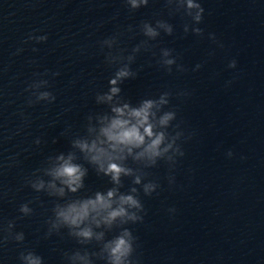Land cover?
<instances>
[{
  "label": "clouds",
  "instance_id": "9594fccd",
  "mask_svg": "<svg viewBox=\"0 0 264 264\" xmlns=\"http://www.w3.org/2000/svg\"><path fill=\"white\" fill-rule=\"evenodd\" d=\"M125 2L130 10H137L147 6L149 0ZM167 4L175 5V11L183 9L185 15L191 18L192 26L184 24L185 33L191 29L196 35L203 34L201 28L194 26L202 22L205 11L199 0H167ZM140 29L147 40L136 45L132 54L125 57L109 52L106 56L107 63L120 65L109 79L108 90L97 93L95 97L97 104L108 106V111L89 115L86 135L77 136L71 141L72 150L49 156L45 166L36 169L26 179V184L35 192H45L49 197L63 201L57 202L52 209L53 215L47 221V235L67 229L68 235L79 244L88 245L95 242L99 246L97 252L77 249L71 254L65 253L69 264H93V256L104 260L105 264H138V261L133 259L136 237L129 228L123 227L129 223L143 221L141 213H144L145 209L135 185L142 187L144 195H152L159 185L153 181L144 182L147 174L143 169L156 166L159 160L174 165L176 157L184 155L180 144L177 143L183 133L176 131L171 135L168 132L177 116L174 110H164L169 104L170 92H163L158 98H144L137 105L126 102L120 95L119 85L137 75L131 68L135 54L140 52L141 48L147 50L148 40H155L160 35V30L168 35L173 33L172 25L164 20H156L155 25L147 21L142 22ZM210 38L215 39L212 34ZM28 39L43 42L47 40V36L29 35ZM116 43L115 37L108 38L101 42V47L112 49ZM159 62L171 72L172 66L176 64L172 50L161 49ZM228 66L235 68L236 61L232 60ZM199 67L200 65L196 66L197 69ZM177 70L185 69L177 65ZM47 86V80H36L28 85L25 91L31 93L28 98L30 106L41 101H55L56 97L52 92L40 90ZM175 127L178 128L179 125ZM35 143L39 144L40 140L37 139ZM228 155L231 156V152ZM81 159L91 165L98 175L108 177L112 187L105 191H96L90 196H70L69 194L74 195L85 188L84 180L88 169L77 162ZM129 161L137 167L130 166ZM125 177L131 178L134 186L128 192H121ZM19 211L23 216H29L33 209L29 207V203H24L20 205ZM169 211L174 212L175 209ZM13 227L14 222H8L7 227L3 229L6 235L0 243H7L9 239L17 243L24 241V233H13ZM114 229L120 230L110 239L107 238V233ZM19 260L20 264H43V257L32 250L21 251Z\"/></svg>",
  "mask_w": 264,
  "mask_h": 264
}]
</instances>
